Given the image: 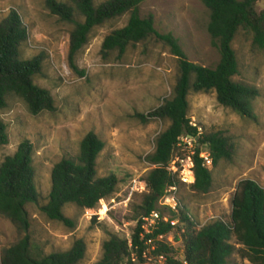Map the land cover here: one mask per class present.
<instances>
[{
  "label": "rangeland",
  "instance_id": "1",
  "mask_svg": "<svg viewBox=\"0 0 264 264\" xmlns=\"http://www.w3.org/2000/svg\"><path fill=\"white\" fill-rule=\"evenodd\" d=\"M47 2L0 0V24L12 11L20 14L29 33L23 58L44 56L43 74L34 82L56 101L55 112L39 115H32L27 105L15 97L8 99L6 109H0V122L6 125L9 139L7 145L0 146V168L23 141H29L34 147L38 193V202L27 207L31 217L28 233L20 232L0 215V264L3 252L26 237L37 258L68 252L82 240L87 251L81 264H97L103 257L104 243L113 236L131 239L136 223L128 218L142 201L146 192L143 183L152 169L147 157L169 126L149 114L172 97L179 74L178 60L157 39L130 47L124 56L118 52L104 56L106 37L127 26L130 14H126L92 32L75 59V70L69 58L74 26L53 15ZM258 10L264 11V0L258 3ZM140 12L143 18L154 16L160 34L178 39L193 63L217 66L221 57L208 32L210 12L201 0H149L140 6ZM233 48L240 65V74L234 80L259 92L253 101L257 120L243 119L220 106L215 92H191V123L202 134L222 133L233 147L231 161L211 168L213 185L209 193L178 186L177 195L198 226L216 220L230 225L232 199L242 180H254L264 188V52L254 46L253 34L244 29L239 31ZM91 132L105 144L98 158L99 176L116 174L119 186L117 193L95 210L66 206L65 215L76 224L71 229L50 221L41 207L49 202L54 166L64 158L76 157L82 140ZM176 246L180 249L179 243ZM227 264L251 263L235 253Z\"/></svg>",
  "mask_w": 264,
  "mask_h": 264
},
{
  "label": "trees",
  "instance_id": "2",
  "mask_svg": "<svg viewBox=\"0 0 264 264\" xmlns=\"http://www.w3.org/2000/svg\"><path fill=\"white\" fill-rule=\"evenodd\" d=\"M146 1L149 0H108L100 5H96L95 0L47 2L53 15L74 26L69 58L75 70V59L88 44L92 32L126 14H130L127 26L106 37L102 47L104 56L115 52L124 56L130 47L157 39L168 46L178 60L179 74L172 97L149 114L169 126L159 135L154 152L147 157V162L156 168H152L144 180L146 192L141 203L134 207V215L128 218L136 223L131 239L113 236L104 243L103 257L97 264H227L235 253L251 264H264V188L256 181L245 179L238 184L232 199L230 225L216 220L199 228L189 218L187 208L171 211L159 207L167 189L179 183L167 167L181 138L199 135L198 128L192 126L189 119L191 92H215L220 106L243 119L257 120L253 101L259 92L234 80L240 74V65L233 44L239 31L244 29L253 34L254 46L264 52V11L258 10L262 0H201L210 12L208 32L221 57L214 68L193 63L178 39L156 30L153 15L143 18L140 6ZM28 40L29 33L20 14L12 11L0 24V109H6L8 99L15 97L27 105L32 115L55 112L53 95L34 82L43 74L44 56L23 58ZM8 142L7 127L0 122V146ZM197 144L192 188L199 194H207L213 185V172L199 157L202 149L209 150L215 168L222 161L232 160L233 147L219 132L202 134ZM104 147V142L91 132L82 140L76 157L64 158L54 166L49 202L41 207L50 221L73 229L76 224L65 215L66 206L92 211L117 193V175L100 177L98 174V158ZM37 202L34 147L25 140L0 168V215L20 232L28 233L31 217L27 207ZM156 212L169 221L159 220L156 226L148 227L143 219ZM174 221L178 222L175 226ZM170 236L176 245L180 244V249L167 242ZM86 251L85 242L79 240L68 252L37 258L26 237L3 252L2 264H81Z\"/></svg>",
  "mask_w": 264,
  "mask_h": 264
},
{
  "label": "built area",
  "instance_id": "3",
  "mask_svg": "<svg viewBox=\"0 0 264 264\" xmlns=\"http://www.w3.org/2000/svg\"><path fill=\"white\" fill-rule=\"evenodd\" d=\"M192 126L196 127L195 124L192 123ZM199 135L196 138H193L191 136L184 135L180 143L177 147V151L175 152L171 163L167 167V170L172 174L173 177H175L178 180V184L175 183L173 186H170L165 195L161 198L159 201V207L171 210V211H178L183 210L184 206L181 203L177 193H178V186L179 185H185L192 187L195 184V156H196V149L199 147L197 144L200 140V136L202 135L200 129ZM199 157L203 160L204 166L207 168H212L213 166V160L210 155V152L207 148L202 149ZM151 168H156V166H151ZM144 191L146 190V184L143 183ZM189 218H191L192 221L193 218L191 214L189 213ZM148 227H153L158 224L159 220H163L165 222L169 221L168 217H161V214L159 212L154 213L151 217H147L143 219ZM178 222L174 221L172 222V225H177ZM206 225V224H205ZM205 225H200L199 228L204 227ZM167 242L175 246L176 242L174 241V238L170 236L167 239ZM163 257L160 258V262L163 261Z\"/></svg>",
  "mask_w": 264,
  "mask_h": 264
}]
</instances>
